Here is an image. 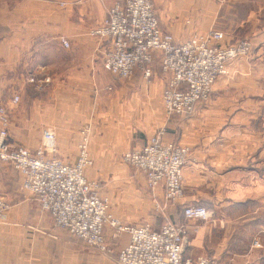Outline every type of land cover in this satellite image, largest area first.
<instances>
[{
    "label": "crops",
    "instance_id": "obj_1",
    "mask_svg": "<svg viewBox=\"0 0 264 264\" xmlns=\"http://www.w3.org/2000/svg\"><path fill=\"white\" fill-rule=\"evenodd\" d=\"M117 1L0 0V106L9 112L12 149H36L42 132L51 129L58 157L73 162L79 132L92 126L89 150L98 165L140 150L153 126L159 128L155 119L163 109L166 75L155 62L150 84L137 74L131 95L109 86L102 67L109 45L89 34ZM152 2L162 31L179 43L215 30L226 43L248 39L252 51L229 63L208 103L170 125L166 139L189 150L179 204L157 211L154 201L162 199V188L149 192L145 177L127 167L113 181L120 188L107 191L109 212L122 224H149L154 231L166 221L184 224V259L264 264V248L252 246L255 240L264 246V18L258 10L243 12L247 0ZM29 76L50 82L37 91L26 82ZM138 133H146L144 141L135 139ZM0 198L9 204L0 220V264H115L128 242L124 234L112 239L106 227L108 250L100 252L56 227L34 195L22 189L20 175L1 161ZM186 206L205 207L213 216L207 222L185 219Z\"/></svg>",
    "mask_w": 264,
    "mask_h": 264
},
{
    "label": "built area",
    "instance_id": "obj_2",
    "mask_svg": "<svg viewBox=\"0 0 264 264\" xmlns=\"http://www.w3.org/2000/svg\"><path fill=\"white\" fill-rule=\"evenodd\" d=\"M89 34L108 43L102 67L116 80L130 81L137 74L149 80L157 63L167 77L162 92L167 117L189 116L198 105L207 103L214 83L227 75L229 63L248 57L252 50L244 39L225 43L223 32L215 30L179 43L162 31L151 0L117 1L103 23ZM60 42L69 47L66 39ZM49 82L44 76L27 78L37 91ZM18 101L14 96L12 103ZM8 124V111L0 106V161L20 175L22 189L34 195L56 227L100 252L108 250L106 227L114 237L127 235L128 242L116 255L115 264H219L207 258H183L186 230L182 225L165 223L154 231L148 224H122L109 213L107 199L97 195V184L84 175L92 165L88 127L80 132L75 163L69 164L58 158L51 129L42 132L36 149H12L6 142ZM188 154L186 147L165 143L160 131L140 150L125 152L122 161L144 175L149 190L162 187L165 199L173 203L182 196V171ZM8 208L0 199V220ZM182 214L185 219L202 221L211 216L202 206H186ZM252 246L261 247L258 240Z\"/></svg>",
    "mask_w": 264,
    "mask_h": 264
},
{
    "label": "rangeland",
    "instance_id": "obj_3",
    "mask_svg": "<svg viewBox=\"0 0 264 264\" xmlns=\"http://www.w3.org/2000/svg\"><path fill=\"white\" fill-rule=\"evenodd\" d=\"M152 1V0H151ZM197 1V0H196ZM202 1V0H201ZM215 2H217V4H218V2H219V0H214ZM248 2L246 3V6H242V10H244L243 12L245 13H247V12H249V11H254V10H258L259 12H260V16L262 17V18H264V0H247ZM153 3V2H152ZM60 5L62 6V5H64V3H60ZM153 5H154V3H153ZM154 7L156 8V6L154 5ZM201 10H202V8H201ZM156 11H157V9H156ZM240 13H242V11H241V8H240V10H239V14ZM157 14H158V11H157ZM243 14V13H242ZM158 19H159V15H158ZM242 39H244V40H247V41H249L248 39H246V38H240V39H237V40H235V41H238V40H242ZM235 41H233V42H235ZM232 42V43H233ZM250 42V41H249ZM225 43H226V41H225ZM228 44H230V43H228ZM252 51V50H251ZM251 55V54H250ZM249 57V56H248ZM245 58H247V57H245ZM107 73V72H106ZM108 74V73H107ZM108 76V79H106V80H108L107 81V84L109 85V86H112L113 88L114 87H116L117 89H119V88H124V89H126V94L127 95H131L132 94V91L134 90V89H137V87H134V85L136 84V83H134V79H135V77L133 78V79H131L130 81H122V80H116V79H114L110 74H108L107 75ZM30 77V76H29ZM29 77H27V78H29ZM150 80V79H149ZM149 80H145V83H146V85H149L150 83H148V81ZM26 82H27V79H26ZM151 82H153V80L151 81ZM108 89H109V87L106 89L107 91H108ZM164 89V88H163ZM113 93V92H112ZM211 95V94H210ZM210 98V97H209ZM209 101V100H208ZM208 103V102H207ZM206 103H204V104H201V105H205ZM198 106H200V105H198ZM197 106V107H198ZM5 108V107H4ZM7 111H8V109H7ZM185 117H187V116H185ZM184 117V118H185ZM179 118H183V117H180V116H173V117H167L166 115H165V113H164V111H163V109L161 108L160 109V116H159V118H156L155 120H156V122H159L160 123V125H159V128L157 129V124H155V126H153L154 128H153V134L152 133H150L149 135H150V137H147L148 139H146V141L145 142H147L151 137H153V136H155L156 134H158L160 131H162L163 132V140L165 141V143H169V144H174V145H180V144H178V143H175V142H170V141H168L167 139H166V137H167V134L169 133V129H170V125L171 124H175L176 123V121L179 119ZM8 122H9V124H8V133H9V125H10V121H9V112H8ZM90 126V125H89ZM86 127V126H85ZM85 127H83V129H85ZM93 128H95V127H92V126H90V128H89V131H91L90 133H89V143H90V138H91V141H92V139L94 138V136H95V134H93L92 133V130H93ZM82 129V130H83ZM157 129V130H156ZM81 130V131H82ZM80 131V132H81ZM79 132V137H80V133ZM151 132V131H150ZM137 136L135 137V139L137 140V141H144L145 140V137L147 136L146 135V133H143V134H136ZM146 135V136H145ZM7 138H8V134H7ZM7 138H6V142H7V144L9 145V143H8V141H7ZM132 139H134V137H132ZM126 143H128L127 141H121L119 144H122V145H124V144H126ZM90 145L91 144H89L88 145V149H89V147H90ZM10 146V145H9ZM39 146V145H38ZM180 146H182V145H180ZM183 147H185V146H183ZM187 148V147H186ZM23 149V148H22ZM57 149V148H56ZM28 150V149H27ZM30 151H32V150H30ZM189 151V150H188ZM89 153H91L90 152V150H89ZM125 153V152H124ZM123 152L122 153H118L116 156H109V159H105L103 162H102V164H98V165H96V163H95V158L93 159L92 157H91V160H92V165H90L89 167H87L85 170H84V175H85V177L87 178V180H89V181H91V182H93V183H95V184H97V195L98 196H100V197H102V198H105V199H107V201H108V211L110 210V206H109V204H110V201H109V198L106 196L107 195V191L108 190H111V189H116V188H120V186H112L115 182H113V181H115V179H117V177L119 176V175H121V173H123V172H125L123 169L124 168H129L130 170H134V171H137L135 168H133V167H131V166H129V165H127V164H125L123 161H122V155L124 154ZM58 156V155H57ZM90 156H91V154H90ZM188 157H189V154H188ZM59 158V157H58ZM76 158H77V151H76V157H75V161H76ZM62 160V159H61ZM93 160H94V163H93ZM75 161H73V162H67V161H65L66 163H69V164H73V163H75ZM109 161V162H108ZM108 162V163H107ZM187 162H188V158H187ZM187 162H186V164H187ZM186 164H185V166H186ZM185 166H184V168H185ZM184 168H183V170H184ZM87 170H89V171H91L90 172V176H86V171ZM137 172H139V171H137ZM140 173V172H139ZM142 174V173H141ZM143 175V174H142ZM144 176V175H143ZM182 181H183V171H182ZM145 186H146V190H148L149 192H151V193H154V191L157 189H155V190H153V191H151V190H149L148 188H147V185H146V180H145ZM181 187H182V196H181V198L178 200V201H176V202H173V203H171V202H168L166 199H165V196H164V189L162 188V187H158V188H162V190H163V196H162V199H160V200H158V198L157 199H155V206L157 205L158 206V209H156L157 211H160L161 209H162V207H166L167 205L169 206V205H173V206H175V205H178L179 204V201L182 199V197H183V183H182V185H181ZM1 199V198H0ZM5 201V200H4ZM6 202V201H5ZM7 203V202H6ZM8 204V203H7ZM9 205V204H8ZM155 210V211H156ZM208 210V209H207ZM209 211V210H208ZM154 212V211H153ZM110 213V212H109ZM111 214V213H110ZM112 215V214H111ZM113 216V215H112ZM212 216H213V214H211V216H210V218L209 219H207V220H205V221H202V220H197V221H202V222H207V221H209L211 218H212ZM114 217V216H113ZM115 218V217H114ZM116 219V218H115ZM165 223H171V222H169V221H166ZM164 223V224H165ZM172 224H174V223H172ZM125 225H127V224H125ZM129 225H131V224H129ZM143 225V224H142ZM149 225V224H148ZM176 225H182L184 228H185V230H186V235H185V241H184V248H185V245H186V243H187V239H188V229H187V227L184 225V224H176ZM151 227V226H150ZM160 229V228H159ZM112 230V229H111ZM153 230V229H152ZM120 235H122V234H120ZM120 235H118V236H116V237H114L113 235H111L112 237V239H114V240H117L118 239V237L120 236ZM125 235V234H124ZM127 236V235H126ZM128 238V237H127ZM259 241V240H258ZM259 243H260V241H259ZM127 244V243H126ZM260 245H261V247L260 248H264V246L260 243ZM184 248H183V252H184ZM119 253V252H118ZM117 253V254H118ZM198 258H206V257H203V256H201V257H196V258H194V259H192V260H195V259H198ZM116 259V258H115ZM207 259H211V258H207ZM211 260H214V259H211ZM216 261V260H215ZM216 262H218L219 264H223V263H221V262H219V261H216Z\"/></svg>",
    "mask_w": 264,
    "mask_h": 264
}]
</instances>
